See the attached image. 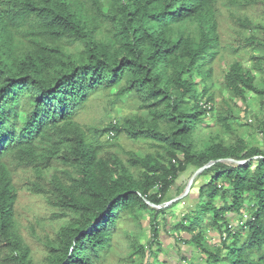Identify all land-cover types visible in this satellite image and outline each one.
<instances>
[{"label":"trees","instance_id":"trees-1","mask_svg":"<svg viewBox=\"0 0 264 264\" xmlns=\"http://www.w3.org/2000/svg\"><path fill=\"white\" fill-rule=\"evenodd\" d=\"M101 91L112 110L126 97L137 110L82 123ZM210 115L216 133L201 138ZM235 122L264 137V0H0V264H100L121 221L147 214L151 238L134 239L131 264L158 258L161 225L191 247L176 264H264V143ZM121 135L152 151L119 153ZM214 161L196 208L168 227L182 202L166 205L170 189ZM22 186L63 221L36 236L40 261L17 218Z\"/></svg>","mask_w":264,"mask_h":264},{"label":"rangeland","instance_id":"rangeland-1","mask_svg":"<svg viewBox=\"0 0 264 264\" xmlns=\"http://www.w3.org/2000/svg\"><path fill=\"white\" fill-rule=\"evenodd\" d=\"M221 31H228L229 24L223 20ZM231 24V23H230ZM231 26V25H230ZM224 27V29H223ZM227 34V33H226ZM223 44H226V40H223ZM227 55L226 52H223ZM245 66H249L250 62L248 59H244L243 61ZM228 67L227 58L222 59V61H216L215 66V78L221 79V69H225ZM220 87L219 84L216 85V90ZM227 96V94L225 95ZM250 96H252L250 94ZM110 98V99H109ZM113 97L105 94V92H97L93 94L88 102L82 108L81 122L86 125H92L97 127H103L110 120L119 118L125 114H129L135 112L137 110L138 102L134 98L126 97L122 101H118L116 103L115 108L112 110L111 108V99ZM217 101L220 103L221 96L217 95ZM251 101V98L249 99ZM241 107H243L242 103L239 102ZM236 108V112H237ZM257 109L252 108L249 117L253 119L252 122L247 120V117L242 118L243 109L240 110V122L244 123H254ZM216 113V111H215ZM248 116V115H247ZM79 119V116L77 117ZM203 130L200 131L201 138L209 137L212 134L216 133L217 124L215 121V117L210 115L206 123L201 125ZM235 127L238 134H244L246 139H252L256 144H263L264 137L260 133H249L247 130L241 127V124L235 122ZM107 141L108 135L103 138ZM117 146L114 147L118 150L119 153L122 154L123 151H135L140 154H145L149 151H152L148 142L145 141H135L126 135H121L117 140ZM202 145V142L198 144V147ZM264 147V146H263ZM229 163V162H228ZM197 168L195 166H191L188 170L183 173L177 180L176 184L170 189L168 193V197L176 199L187 191L189 187V183L191 182L192 177L197 172ZM200 175V174H199ZM199 175L194 179L190 190L187 194L182 198V202L178 204L175 208L167 211L165 217L168 219V223L170 227L175 221H179L183 213L193 210L196 208L198 203V193L199 187L205 183V178H199ZM171 200V201H172ZM181 200V199H180ZM177 201H174L175 203ZM47 205L45 203V199L41 195L30 194L27 193L25 187L22 186L20 197H19V205H18V220L21 228L23 229L24 236L26 238L27 243L31 246L35 261L41 260V248L39 244H37L36 236H45V235H53L55 231L63 224V221L54 222L48 219L50 215V211L46 209ZM162 217V216H161ZM161 221L163 218H160ZM239 220V218H237ZM161 240L164 245L161 247V252L158 256V261L160 260L163 264H176L178 260V256L184 253H188V250L191 247L187 246L184 242L180 241L179 243L172 237V232L170 231L167 234L161 225ZM171 229V228H168ZM216 231H209L211 236H216ZM151 238L150 226L148 214L144 216L140 221L133 218L128 217L121 221L120 230L118 234L115 235L113 245L111 249L105 253H103V257L100 264H131V253L133 252V243H135L136 239L138 242L146 244L148 239ZM211 243H214V239H210ZM216 240V239H215ZM154 250H157V247H153ZM136 260L139 258V255L134 257ZM155 258L151 255L148 257V261L152 262V264L156 263ZM139 263V261H136ZM180 264H187V261L181 262Z\"/></svg>","mask_w":264,"mask_h":264},{"label":"water","instance_id":"water-1","mask_svg":"<svg viewBox=\"0 0 264 264\" xmlns=\"http://www.w3.org/2000/svg\"><path fill=\"white\" fill-rule=\"evenodd\" d=\"M218 161H221V160H218ZM218 161H214V162L208 163L207 165H205L202 168L198 169L197 172L192 177L191 182L189 183V187H188L187 191L184 193V195H182V196H180V197H178L176 199H173L172 201L166 203V205H170L174 201H178V200L182 199L187 194V192L190 190V188L192 186V183H193L194 179L196 178V176L199 175L200 173H202L207 168L211 167L215 162H218ZM158 207L161 208L162 206H158Z\"/></svg>","mask_w":264,"mask_h":264},{"label":"built area","instance_id":"built-area-1","mask_svg":"<svg viewBox=\"0 0 264 264\" xmlns=\"http://www.w3.org/2000/svg\"><path fill=\"white\" fill-rule=\"evenodd\" d=\"M201 104L203 105V102H201ZM206 106V105H205ZM247 120L249 121V122H252L253 121V119L251 118V117H247ZM248 218V217H247Z\"/></svg>","mask_w":264,"mask_h":264}]
</instances>
